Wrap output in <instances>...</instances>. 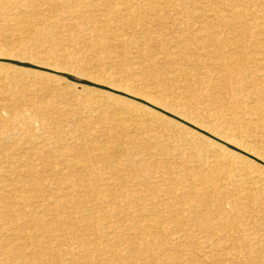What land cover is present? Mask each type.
Masks as SVG:
<instances>
[{"label": "bare ground", "instance_id": "bare-ground-1", "mask_svg": "<svg viewBox=\"0 0 264 264\" xmlns=\"http://www.w3.org/2000/svg\"><path fill=\"white\" fill-rule=\"evenodd\" d=\"M123 2L0 0V264H264V0Z\"/></svg>", "mask_w": 264, "mask_h": 264}, {"label": "rangeland", "instance_id": "rangeland-1", "mask_svg": "<svg viewBox=\"0 0 264 264\" xmlns=\"http://www.w3.org/2000/svg\"><path fill=\"white\" fill-rule=\"evenodd\" d=\"M9 13V15H10V17H12V13L13 12H8ZM9 17V18H10ZM39 26H42V25H39ZM59 33V34H58ZM86 32H81V33H78V35H84ZM53 37H56L55 39H57L56 41L57 42H59L60 43V45H63V43L61 42V38L62 39H64L65 38V33H61V32H59L58 30L56 31V30H54V35H53ZM77 48H82V46L81 45H79ZM33 58H39V57H36V56H34ZM40 60V59H39ZM88 63H91V66H93V68H98V67H100V69H101V67L103 66L104 67V65H103V62L102 61H100L99 59H92L91 61H88ZM100 63H101V66H100ZM95 64H96V66H95ZM62 65L64 66V67H68V68H70L71 70H75V69H73L72 67V64H70L69 62H64V63H62ZM102 67V68H103ZM41 93H43V92H41ZM48 94V93H47ZM47 94H43L44 96L45 95H47ZM48 97L50 98H52L53 96L51 95V94H49L48 95ZM64 100V101H63ZM61 101L65 104V103H67V105L69 104V106L70 107H72V106H74V105H72V104H74L75 103V101H72V100H70V99H67V98H62L61 99ZM67 108V107H66ZM68 109V108H67ZM68 125H69V123H67ZM98 139V138H97ZM100 140V139H99ZM103 141V139L101 138V142ZM100 142V141H99ZM13 149H15V147H12L11 148V151L13 150ZM0 161H2V159H0ZM1 163V162H0ZM4 166V164L3 163H1L0 164V166ZM51 177V176H50ZM101 183V182H100ZM48 194V193H47ZM62 216H64L63 215V213H62ZM76 216V215H75ZM73 232H69V231H67V236H69V235H71ZM57 234V233H56ZM70 237V236H69ZM81 237H83L84 239H89L91 242L92 241H96V243L97 244H99L100 243V241H101V247H104L105 245H107L109 242H110V240H107L106 241V238L105 237H103V236H101V239H97L96 237V234H90V233H86V234H83V235H81ZM91 238V239H90ZM76 242V240H74V243ZM94 242H92V243H94ZM119 245V244H118ZM127 246H125L124 244H121V246H120V248H119V250H120V254H123L122 256L124 257H122L121 258V260H124L125 259V255H124V253L126 252V250H127V248H126ZM32 248V247H31ZM61 249V250H60ZM53 250H55V248L53 249ZM56 255L63 261V263H65V264H68V263H70V262H73L74 264H84L83 263V260H80L81 258V255H80V253L78 254V255H70L69 254V252H70V249H65L64 247H62V248H58V249H56ZM124 251V252H123ZM156 252V253H155ZM68 253V254H67ZM149 253V254H148ZM102 254V253H101ZM154 254V255H153ZM128 255V254H127ZM151 255V256H150ZM79 257V259H77L76 257ZM150 258H149V257ZM158 256H160L159 255V253H158V251H151V250H149V251H140V253L136 256V263H139V264H141V262H142V264H149V262L148 261H150V260H152V261H154V264H160V257H158ZM69 257V258H68ZM146 257V258H145ZM152 258V259H151ZM186 257H183L182 258V262H183V264H188V262H187V259H185ZM148 259V260H147ZM184 259V260H183ZM67 260V261H66ZM139 260V261H138ZM101 261L102 262H109V263H111V261H110V257H108V256H105V255H101ZM123 262H126L125 260L123 261ZM186 262V263H185ZM122 263V262H121ZM151 264V263H150Z\"/></svg>", "mask_w": 264, "mask_h": 264}, {"label": "snow or ice", "instance_id": "snow-or-ice-1", "mask_svg": "<svg viewBox=\"0 0 264 264\" xmlns=\"http://www.w3.org/2000/svg\"><path fill=\"white\" fill-rule=\"evenodd\" d=\"M51 2V0H50ZM144 2H148V0H144ZM177 2L179 3H184V0H177ZM224 2H227V0H224ZM91 3L94 5H98L102 8H124L126 7V4L123 2V0H91ZM16 59H19L18 57ZM44 71H52V72H56V74L59 75H63L65 73L68 74L69 78H71L73 72L70 68H64V67H53L51 65H49L48 67H45L43 69ZM93 87L97 88L98 90L101 91H108V92H113V91H117L120 87H122V85L118 84L116 81H98L95 82L93 84ZM79 91V89L77 90ZM118 94L120 95H127L129 99H137V97H133L130 93H126L124 91H119ZM140 103L141 104H146L148 107H152L153 104L151 101H148L146 99H140ZM157 111H161V109H157ZM164 115H168L167 112H164ZM183 122V121H181ZM131 132L132 135H135V132L132 130H129ZM197 131H199V129H197ZM205 135H211L208 132H205ZM213 139H215L216 137L213 135L212 136ZM222 143H224L222 141ZM229 148H232L233 145L231 143L228 144ZM235 150L245 156H248L250 153L252 155V159L257 160V162L264 164V145H262L259 149V155L257 157L256 154V150L244 145H236L235 146Z\"/></svg>", "mask_w": 264, "mask_h": 264}]
</instances>
